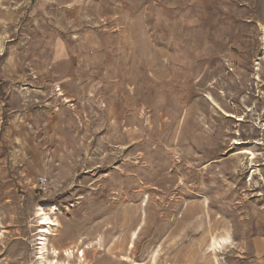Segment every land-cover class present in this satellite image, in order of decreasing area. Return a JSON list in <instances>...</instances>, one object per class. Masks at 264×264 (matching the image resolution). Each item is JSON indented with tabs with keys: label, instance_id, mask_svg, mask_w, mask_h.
Instances as JSON below:
<instances>
[{
	"label": "rangeland",
	"instance_id": "1",
	"mask_svg": "<svg viewBox=\"0 0 264 264\" xmlns=\"http://www.w3.org/2000/svg\"><path fill=\"white\" fill-rule=\"evenodd\" d=\"M42 204L58 264H264V0H0V264Z\"/></svg>",
	"mask_w": 264,
	"mask_h": 264
},
{
	"label": "bare ground",
	"instance_id": "2",
	"mask_svg": "<svg viewBox=\"0 0 264 264\" xmlns=\"http://www.w3.org/2000/svg\"><path fill=\"white\" fill-rule=\"evenodd\" d=\"M64 95L63 93H61V96ZM67 102H70L68 99H66ZM244 153V152H243ZM245 153H248L247 151H245ZM49 205V204H47ZM46 205L42 204L41 208L39 209V215H40V228H41V231L39 232L40 233V245H41V248H40V264H58V261L57 260H49L47 258L48 256V247H47V236L50 234L53 226L56 225V223H54L53 219H52V216L51 215H54L56 214L58 208L53 205V204H50V212H46L44 210V207ZM228 242V239L227 238H221L220 240L214 238L212 243H211V248L214 250V249H217V248H221L224 244H226ZM71 252L68 251L67 254H70ZM59 252L55 249H53L52 251V255H53V258H57L59 256Z\"/></svg>",
	"mask_w": 264,
	"mask_h": 264
},
{
	"label": "built area",
	"instance_id": "3",
	"mask_svg": "<svg viewBox=\"0 0 264 264\" xmlns=\"http://www.w3.org/2000/svg\"><path fill=\"white\" fill-rule=\"evenodd\" d=\"M39 184H40V189L41 190H46V186H45V183H44V179H41Z\"/></svg>",
	"mask_w": 264,
	"mask_h": 264
}]
</instances>
